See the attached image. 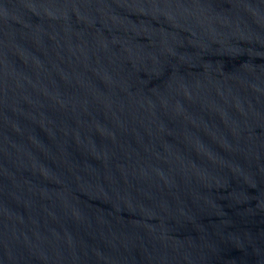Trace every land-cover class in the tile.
Here are the masks:
<instances>
[{"label":"water","instance_id":"water-1","mask_svg":"<svg viewBox=\"0 0 264 264\" xmlns=\"http://www.w3.org/2000/svg\"><path fill=\"white\" fill-rule=\"evenodd\" d=\"M0 264H264V0H0Z\"/></svg>","mask_w":264,"mask_h":264}]
</instances>
